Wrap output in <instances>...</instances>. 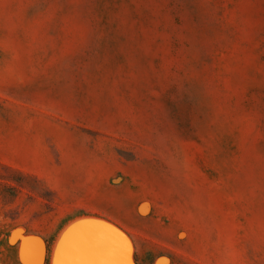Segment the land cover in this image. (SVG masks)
<instances>
[{"label": "rangeland", "instance_id": "rangeland-1", "mask_svg": "<svg viewBox=\"0 0 264 264\" xmlns=\"http://www.w3.org/2000/svg\"><path fill=\"white\" fill-rule=\"evenodd\" d=\"M84 217L105 263L264 264V0H0V264Z\"/></svg>", "mask_w": 264, "mask_h": 264}, {"label": "bare ground", "instance_id": "bare-ground-1", "mask_svg": "<svg viewBox=\"0 0 264 264\" xmlns=\"http://www.w3.org/2000/svg\"><path fill=\"white\" fill-rule=\"evenodd\" d=\"M111 224L107 222L106 220L104 221L102 219H98L94 217H84L78 220L76 219V221L71 223L63 231L60 238L58 239L56 246H55L54 254H53V264H57L58 261L64 262L68 260L75 261L77 262V264H106L102 256L104 253L103 246L107 239L109 238L112 239L111 235L114 234V231H115L114 229L117 228V227H113V225ZM119 229L120 228H118L117 230L119 231ZM121 232L122 231H120V233ZM122 234L124 233L122 232ZM125 235L126 234H124V236ZM85 236H87L91 241V247H89L88 249L84 251L76 252L72 255H68L65 253V251L62 250V245H64V247L67 248ZM66 237L68 238L67 242H66ZM126 245L129 246V244H126ZM130 246L128 247L129 249L133 247V246L131 247ZM129 254H132V253H129ZM128 257H129V261L127 260V258H125L128 261L127 264H135L131 260V255H129Z\"/></svg>", "mask_w": 264, "mask_h": 264}, {"label": "snow or ice", "instance_id": "snow-or-ice-1", "mask_svg": "<svg viewBox=\"0 0 264 264\" xmlns=\"http://www.w3.org/2000/svg\"><path fill=\"white\" fill-rule=\"evenodd\" d=\"M67 240L68 238L66 237V242ZM89 247H91V241L87 236H85L67 248H65L64 245H62V250L65 251L66 254L72 255L76 252L84 251ZM103 247L104 250L111 255H117V256L124 255L125 257L127 255L126 243L121 244L109 238L105 241ZM57 264H77V262L68 260L64 262L58 261ZM106 264H127V260L115 259V260L107 261Z\"/></svg>", "mask_w": 264, "mask_h": 264}]
</instances>
